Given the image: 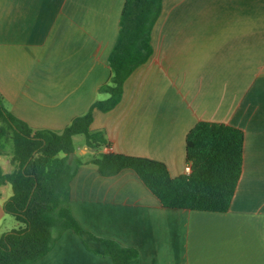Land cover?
Here are the masks:
<instances>
[{
	"label": "crops",
	"instance_id": "crops-1",
	"mask_svg": "<svg viewBox=\"0 0 264 264\" xmlns=\"http://www.w3.org/2000/svg\"><path fill=\"white\" fill-rule=\"evenodd\" d=\"M123 3L0 0L5 107L53 129L86 112L109 78ZM151 43L120 101L94 107L90 127L105 128L104 150L161 160L172 176L185 173L186 136L198 121L241 128L242 171L228 210L164 207L133 169L102 175L85 160L69 182L81 230L65 228L29 264H114L95 235L137 248V264H264V0H162ZM2 146L7 171L12 153ZM11 195V184H0V235L13 224L4 209Z\"/></svg>",
	"mask_w": 264,
	"mask_h": 264
},
{
	"label": "trees",
	"instance_id": "trees-1",
	"mask_svg": "<svg viewBox=\"0 0 264 264\" xmlns=\"http://www.w3.org/2000/svg\"><path fill=\"white\" fill-rule=\"evenodd\" d=\"M161 7L162 0H124L118 35L109 54L110 75L97 86L109 95L94 100L64 128L29 125L5 107L0 95V145L10 140L12 152L9 170L0 169V184L12 186L4 209L18 222L0 235V264H29L44 255L65 228L81 230L69 207V182L84 163L81 155L75 154L76 134L85 135L93 150L88 162L102 175L133 169L164 207L228 210L242 171L241 128L198 121L185 141L186 163L192 170L172 176L161 160L104 150L110 145L106 130L90 127L93 108H113L121 99L125 79L152 53L150 36ZM94 237L114 264L138 263L137 248L123 246L113 238Z\"/></svg>",
	"mask_w": 264,
	"mask_h": 264
},
{
	"label": "rangeland",
	"instance_id": "rangeland-1",
	"mask_svg": "<svg viewBox=\"0 0 264 264\" xmlns=\"http://www.w3.org/2000/svg\"><path fill=\"white\" fill-rule=\"evenodd\" d=\"M157 20V19H156ZM156 22V21H155ZM155 22H154V24H155ZM154 26V25H153ZM152 30H153V28H152ZM151 37H152V31H151V36H150V42H151ZM151 45H152V43H151ZM153 48V47H152ZM151 55V54H150ZM149 55V56H150ZM149 58V57H148ZM108 93L107 92H103V91H99V93L97 94V96H96V100L97 99H104V98H106V97H108ZM103 128V127H102ZM105 129V128H104ZM107 134V133H106ZM86 137H85V135L84 134H76V135H74L73 136V142H74V146H75V154L76 155H81V159L83 160V161H85V160H89L91 157H92V155L93 154H91V148L88 146V145H86V147H84V143H86ZM5 142V145H3L2 146V150L4 151V152H8V153H12L11 152V146H10V140L8 141V140H5L4 141ZM82 149V150H81ZM71 157H73V156H71ZM89 163H91V164H93L92 162H89ZM94 165V164H93ZM3 167L5 166V165H2ZM96 166V165H95ZM12 168V167H11ZM2 170V169H1ZM8 170V169H7ZM5 184H10V183H5ZM11 220H12V222H13V224L12 225H10V226H8L9 228H12V227H14V226H18L17 225V223H16V220L11 216V215H7Z\"/></svg>",
	"mask_w": 264,
	"mask_h": 264
},
{
	"label": "built area",
	"instance_id": "built-area-1",
	"mask_svg": "<svg viewBox=\"0 0 264 264\" xmlns=\"http://www.w3.org/2000/svg\"><path fill=\"white\" fill-rule=\"evenodd\" d=\"M191 170H192L191 164L187 163V164L185 165V167H184V172H185L186 174H189V173L191 172Z\"/></svg>",
	"mask_w": 264,
	"mask_h": 264
},
{
	"label": "water",
	"instance_id": "water-1",
	"mask_svg": "<svg viewBox=\"0 0 264 264\" xmlns=\"http://www.w3.org/2000/svg\"><path fill=\"white\" fill-rule=\"evenodd\" d=\"M70 156H71V154H70Z\"/></svg>",
	"mask_w": 264,
	"mask_h": 264
}]
</instances>
